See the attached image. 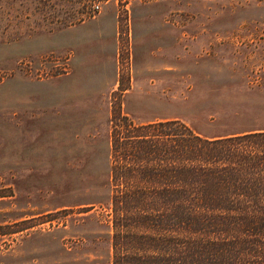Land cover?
Masks as SVG:
<instances>
[{"label":"rangeland","instance_id":"374dc122","mask_svg":"<svg viewBox=\"0 0 264 264\" xmlns=\"http://www.w3.org/2000/svg\"><path fill=\"white\" fill-rule=\"evenodd\" d=\"M118 113L264 131V0H0V264H111Z\"/></svg>","mask_w":264,"mask_h":264},{"label":"trees","instance_id":"16d2710c","mask_svg":"<svg viewBox=\"0 0 264 264\" xmlns=\"http://www.w3.org/2000/svg\"><path fill=\"white\" fill-rule=\"evenodd\" d=\"M111 264H264V131L110 118Z\"/></svg>","mask_w":264,"mask_h":264}]
</instances>
